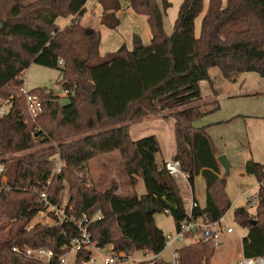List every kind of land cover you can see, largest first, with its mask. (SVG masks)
Returning a JSON list of instances; mask_svg holds the SVG:
<instances>
[{"label":"trees","instance_id":"16d2710c","mask_svg":"<svg viewBox=\"0 0 264 264\" xmlns=\"http://www.w3.org/2000/svg\"><path fill=\"white\" fill-rule=\"evenodd\" d=\"M26 1L0 0V109L9 102L8 111L0 116V165L10 186L0 193V264H44L13 251L24 246L52 249L57 264L64 247L79 235L69 223L26 229L41 210L34 189L49 179V197L58 205L64 204L68 185L65 205L72 207L70 214L82 218L102 213L103 218L88 229L98 246L117 253L152 254L158 256L153 264H168L160 258L166 234L155 215L169 213L178 229L187 209L177 179L169 175L165 162L157 161L158 138L134 140L130 123L201 100L200 83L207 81L213 88L212 68L230 82L251 72L264 78V0H183L171 34L164 23L170 0H127L135 14L147 18L151 42L134 44L132 49L124 44L95 65L89 64L90 57L80 60L65 51L56 25L59 18L81 21L90 0ZM98 3L104 7L102 24L116 29L119 1ZM203 13L197 35L196 20ZM90 54L99 51L92 47ZM60 60H65L63 67ZM32 64L60 70V84L70 92L68 102L62 104L53 90H31L43 102L35 120L27 115L22 92ZM205 114L190 106L166 117L174 120L173 159L180 160L192 186L196 177L204 178L206 204L200 213L215 223L228 213L232 201L211 136L206 127L194 126ZM114 152L120 153L132 184L143 180L144 195L122 196L116 186L97 191L89 183V162ZM57 157L62 169L53 175ZM245 172L259 183L257 203L236 208L234 220L247 231L243 256L264 258V166L249 160ZM216 249L213 240L190 242L177 250L176 263L211 264Z\"/></svg>","mask_w":264,"mask_h":264},{"label":"rangeland","instance_id":"374dc122","mask_svg":"<svg viewBox=\"0 0 264 264\" xmlns=\"http://www.w3.org/2000/svg\"><path fill=\"white\" fill-rule=\"evenodd\" d=\"M29 1L35 0L26 2ZM134 15L136 18H128L126 14L122 15L121 24L117 29L105 31L106 35L104 34V41L101 44L102 53L114 52L124 44L132 48L136 37L141 39L142 44H150V32L149 27L145 23V18L140 16L142 19L140 20L137 14ZM202 18L201 15L196 20V23H201ZM173 20L171 11L164 19L165 29L168 34L173 32ZM56 25L61 31L59 40L69 55L80 60L90 57V65L103 61V57L100 56L101 33L99 29L101 24H99L96 16H92L89 13L84 20L82 19L79 22H73V17L59 18L56 21ZM87 31H93V34L88 36L86 35ZM92 47L93 49H98L99 55L91 56L90 50ZM209 73L213 79L211 80L213 81L214 89L208 86L210 85L208 84L209 82H203L201 85L203 94L201 100L188 106L178 107L172 111H181L187 107L196 106L201 111L206 112L205 115L194 122V126L209 127L208 131L219 150L227 152L228 157L227 155L225 157L230 165L234 166L229 173L226 172L227 192L232 201V207L226 215V222L234 229V233L228 234L224 231L223 234H220L216 240L217 249L211 264H237L242 253L241 236L246 231L235 222L234 210L247 204L243 198L239 197L243 191L250 189V194L256 195L259 189V186L257 189V184L259 185V183L256 177L245 174L242 163L247 158L264 166V124H261L258 120L260 117L264 118V78L255 72H251L241 74L235 81L230 82L218 76V68L210 69ZM24 78L25 84L23 87L27 90L46 88L47 90L55 91V95L63 91L60 84L61 73L58 69L32 64L26 71ZM60 102L66 104L68 102L67 97L60 99ZM172 111H164L156 118H147L130 123L131 136L134 140L150 135L158 138L161 149L157 155L158 163H164V160L167 159L172 160L175 155L174 120L166 117ZM235 117L239 119L234 120L233 118ZM231 119L237 122L228 124ZM76 137L74 136V139ZM88 165L89 183L97 191H106L116 186L118 188L117 194L122 196H141L146 193L142 179L133 180L135 183L132 184V179L127 174L119 152L95 158ZM226 173L223 171L222 174L221 172L222 175ZM242 173L245 177H242ZM195 179V191L199 195L201 205L205 206V180L202 176H198ZM177 182L181 189L185 207L188 210L192 200V187L181 178H177ZM237 197L239 198L236 202ZM68 198L69 190L68 185H66L63 205L66 204ZM250 211L254 213L255 209L250 207ZM155 220L158 227L166 235L174 233L176 225L169 213L156 214ZM40 221L43 222L44 220H37V222ZM135 254L136 257H142L144 253L137 251ZM160 258L164 259L168 264H175L171 249H165ZM70 262H73V256H71ZM153 262V258H148V260L140 263L153 264Z\"/></svg>","mask_w":264,"mask_h":264},{"label":"built area","instance_id":"2783aa9c","mask_svg":"<svg viewBox=\"0 0 264 264\" xmlns=\"http://www.w3.org/2000/svg\"><path fill=\"white\" fill-rule=\"evenodd\" d=\"M59 65L63 66L64 61L60 60ZM30 91L25 87L22 89L26 97L27 115L35 120L43 111V102L37 94H31ZM69 94V90L63 89L62 92L56 93V96L59 99H63L68 97ZM8 108L9 102L6 101L0 109V116H3L8 111ZM165 168L169 175L176 179L181 178L190 184V176L182 170L180 160L172 159L165 162ZM61 169L62 162L57 157L54 161L53 175L59 174ZM51 185L52 179H49L41 188L34 189L35 193L38 194L41 210L26 229L30 230L36 224L52 227L58 223H69L77 227L79 235L64 247V253L57 264H139L140 262L148 260V258H153V260L158 258V256L145 253L142 257H136L135 253H117L109 246L104 248L98 246V243L92 239L88 229L91 224L103 218L102 213L98 212L90 217L84 215L82 218H77L75 215L69 213V211H72V207L58 205L51 201L49 197ZM9 189L10 186L7 175L5 174V168L3 165H0V193ZM240 198H243L249 205L255 206L257 203V194L251 195L250 189L243 191ZM200 209L201 207L198 202L193 199L190 208L187 210L186 217L181 221L178 229L175 228L173 234L166 235L165 249L172 250L175 264H177V250L187 245L188 242L201 240H213L216 242L223 231H226L228 234L234 233V229L226 222L227 214L219 221L210 223L207 221V216L200 213ZM38 219L44 221L37 222ZM13 251L27 259L41 261L44 264H53L55 256V252L46 247L32 248L24 246L23 248H14ZM81 254L88 256L79 260L78 257ZM71 256H73V262H70ZM237 264H264V258H246L243 256Z\"/></svg>","mask_w":264,"mask_h":264},{"label":"crops","instance_id":"0c3cea01","mask_svg":"<svg viewBox=\"0 0 264 264\" xmlns=\"http://www.w3.org/2000/svg\"><path fill=\"white\" fill-rule=\"evenodd\" d=\"M119 1V3H120V5H121V9L116 13V17L120 20V24H121V19H122V15H124V14H126V15H128V18H136L135 17V13H134V11L129 7V4H128V1L127 0H118ZM171 1V3H172V7L168 10V13H170L171 11H172V16H173V21L175 22V20L177 19V17H178V13H179V9H180V6H181V4L183 3V0H170ZM224 1H226V0H224ZM207 6H208V2L206 1V3H205V10L207 9ZM111 12V11H110ZM133 12V13H132ZM91 14L92 16H96L97 17V19H98V22H99V24H101L100 25V29H99V31H100V33H101V43H100V56L101 57H104V55L106 54V53H110V52H105V53H102V51H101V44L103 43V41H104V34L106 35V33H105V31L106 30H113V29H109V28H107L105 25H103L102 24V22H101V20H102V17H103V15H104V7L101 5V4H99L98 3V0H90V2L88 3V5H87V13H86V15H85V17L88 15V14ZM205 13V12H204ZM204 13L202 14V17L204 16ZM139 16V15H138ZM85 17L83 18V20L85 19ZM144 18H145V23H146V25L148 26V23H147V18L145 17V16H143ZM140 20H142L141 18H140V16L138 17ZM202 21V20H201ZM173 25H174V23H173ZM120 26V25H119ZM118 26V27H119ZM197 26H198V30H197ZM117 27V28H118ZM149 27V26H148ZM116 28V29H117ZM200 29H201V23H196V34L197 35H199L200 34ZM115 30V29H114ZM149 32H150V28H149ZM151 38H152V36H151V32H150V40H151ZM105 39H106V36H105ZM133 46H134V44H133ZM128 47V46H127ZM129 49H132V48H130V47H128ZM115 52V51H114ZM210 74V73H209ZM219 77L221 76V78H223L222 77V73H221V71L219 70V75H218ZM217 76V77H218ZM210 78H211V75H210ZM212 79V78H211ZM213 80V79H212ZM227 81V80H226ZM203 82H207V81H202L201 83H200V88H201V85L203 84ZM209 84V83H208ZM209 87H210V85H208ZM211 88V87H210ZM212 89V88H211ZM216 91V90H215ZM201 92H202V88H201ZM214 92V91H213ZM215 93V92H214ZM210 94V93H209ZM203 95V94H202ZM234 120H238L239 118L238 117H235V118H233ZM233 119H231V122L230 123H228V124H232L233 122H237V121H234ZM145 120V119H144ZM258 120H259V122L261 123V124H264V118H262V117H260V118H258ZM223 124H224V122H223ZM203 127H206V129H207V132L209 133V127H207V126H203ZM200 128V127H199ZM209 135L211 136V134L209 133ZM211 138H212V140H213V142H214V144H215V146H216V148H217V151H218V154H217V158L218 157H220V156H225V155H227V157H228V154H227V152L226 151H220L219 150V148H218V146H217V144H216V142L214 141V139H213V137L211 136ZM175 151H176V149H175ZM175 154V153H174ZM171 160V159H170ZM169 159H167V160H164V162H167V161H170ZM250 159H245L244 160V162L242 163V167H243V169H245V164H246V162H248ZM220 166H221V172H222V174H223V171L225 172V169L222 167V165L220 164ZM234 166L232 165V166H230V170L233 168ZM223 168V169H222ZM229 170V171H230ZM226 173V172H225ZM227 173H229V172H227ZM220 175V176H224V175ZM245 174H246V172H245ZM242 175V177H245V175H243V173L241 174ZM228 183V182H227ZM190 185V184H189ZM195 185H196V179L194 180V183H193V186L192 185H190L191 187H192V200L193 199H195L197 202H198V204L200 205V207H204V206H202L201 205V203H200V201H199V195L196 193V191H195ZM258 184H257V189H258ZM227 187H228V184H227ZM242 189V188H241ZM240 197V196H239ZM239 197H237V199H236V202L238 201V198ZM192 200H191V202H192ZM205 200H206V197H205ZM206 204V203H205ZM244 206V205H243ZM245 230V229H244ZM246 231V230H245ZM224 233V231L222 232V234ZM246 233H247V231L245 232V234H243V236H241V239H243V237L246 235ZM232 234V233H231ZM243 257V254L241 253L240 254V259ZM239 259V260H240ZM238 260V261H239Z\"/></svg>","mask_w":264,"mask_h":264},{"label":"water","instance_id":"95a60500","mask_svg":"<svg viewBox=\"0 0 264 264\" xmlns=\"http://www.w3.org/2000/svg\"><path fill=\"white\" fill-rule=\"evenodd\" d=\"M92 34H93V31H87L86 32V35H88V36H90ZM141 43H142L141 39L136 37L134 40V44H141ZM218 161L222 165V167L225 169V172H229L231 165L227 161L226 157L224 155L220 156V157H218ZM253 224H255V222H253Z\"/></svg>","mask_w":264,"mask_h":264}]
</instances>
